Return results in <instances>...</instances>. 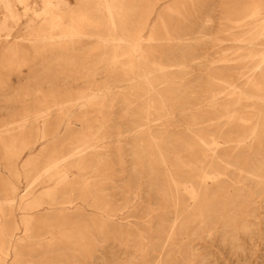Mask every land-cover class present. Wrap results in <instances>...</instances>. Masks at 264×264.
<instances>
[{
  "label": "rangeland",
  "instance_id": "1",
  "mask_svg": "<svg viewBox=\"0 0 264 264\" xmlns=\"http://www.w3.org/2000/svg\"><path fill=\"white\" fill-rule=\"evenodd\" d=\"M253 1L259 3L264 11V0H131L134 11L142 12L146 5L150 7L151 2L157 3L150 20V33L153 32L157 40L151 42L147 49L167 67L172 65L167 69V76L173 80L171 87L165 86L162 83L166 75L157 73L153 81L158 83V90L185 93L179 96L181 100L186 97L185 103L170 106L191 109L182 120L184 126L193 131H197L199 126L207 135L218 137L219 155L228 164L211 170L205 162L194 171L198 177L207 172L210 177L217 176L220 181H225L222 184L224 189H218L217 184L207 178L208 198L218 201L219 205H232L226 211L216 206V218L205 224L194 222V217L189 223L184 222L187 215H194L198 209L194 200L182 197L184 191L178 194L181 199L179 204L170 195L162 204L149 192L151 182L149 187L148 178L138 174L139 167L132 152L135 151L134 146L144 145L145 140L135 134L145 132L147 122L144 117H139L138 124L131 128L129 122L135 118L133 112L137 114L139 109L152 107L149 120L155 137L166 129L163 124H173L175 120L163 113L156 114L153 108H159V103L145 102V86L139 89L140 102H125L134 100V90L125 86L122 69L111 71L108 68L111 47L105 48L96 39L98 34H106L105 27H85L87 32L96 34L89 39L59 41L54 46L36 45L31 48L35 52L34 57L25 52L8 56L19 63L4 62L0 66V130L3 124L11 122L13 113L18 110L26 112L33 107H51V116L44 128L49 140H52L54 132L58 133L55 138L58 144H70L83 137L103 139L102 147L91 152L94 157L86 163L91 166V171H95L88 175L90 184L102 190L99 194L101 198L84 204L83 213L88 219H71V222L63 223L61 217H53L50 213L35 214L29 226L31 236L24 241L29 249H20L21 262H15L11 256L12 264H264V192L258 191L259 185L251 182L248 175L240 176L238 171L264 172V144L257 138H251V130L257 120L253 115L261 106L244 102L235 109L231 107L237 98V95H231L233 89L255 91L245 87L251 66L248 54L264 49V40L254 45L245 41L251 27L257 25L246 14ZM66 2L72 11L77 8V0ZM29 4L32 10L22 16L15 34L25 33V27L45 26L36 14L43 10L42 1L29 0ZM14 6L19 12L24 11L19 3L14 2ZM92 7L93 4L89 8ZM169 8L178 9L181 14L171 13ZM3 12L4 8L0 6V17ZM92 18L101 19L102 14H94ZM160 18L166 22L172 41L167 40L169 37L161 27ZM147 38L148 33L144 35V40ZM261 44L263 46H259ZM27 46L22 43L21 50L24 51ZM4 47L0 45V51ZM42 49H46L44 54H41ZM180 57L186 61L185 69L176 66ZM119 59L126 60L124 57ZM109 85L113 86L110 87L113 94L102 96L99 103L81 106L78 101L69 104L72 116L68 123L64 122L65 112L58 108L62 101L76 100L80 94L98 88L105 91L108 88L104 87ZM51 99L55 104L50 102ZM211 102L216 111L212 109ZM105 108L107 111L113 108L106 120ZM240 117L245 120H239ZM258 121L264 123V119ZM43 123V119L39 118L36 125L29 129L17 128L12 133L0 134V200L10 196V183L14 184L20 196L33 194L40 197L44 194L45 176L39 180L38 177L43 172L50 149L37 161V167L31 163L27 171L21 169L23 174L19 181L7 166L8 155L19 152L22 136H29L31 132L34 134ZM193 123L197 125L192 126ZM167 129L188 142H194L185 128L170 126ZM116 131L118 133L111 134ZM13 135H16L17 141L11 143ZM239 137L243 143L236 142ZM120 147L121 156L118 155ZM210 154V151L199 153L200 157ZM25 155L26 152L22 156ZM154 155L157 153L150 152V158ZM164 155L173 156V152H164ZM181 156L184 162H190L187 151L182 150ZM244 156L250 158L252 167L245 169L237 165ZM27 158L26 155L24 160ZM156 184L162 190L171 186L168 178L161 177ZM239 194L245 198H238ZM245 199L248 204L244 203ZM76 203L81 206L80 200ZM107 204L116 210L113 216L97 210V207L104 208ZM1 206L5 212L2 223L10 229L21 225V215L13 207L15 205L3 203ZM44 206L49 207L47 204ZM11 210L13 213L10 215ZM231 215L236 217L235 225L228 223L227 217ZM105 224L112 228L107 229ZM114 227L118 228V234L113 232ZM158 227L164 229L159 238L155 234ZM82 236L95 238L94 248L91 249L94 250V259H90L87 242Z\"/></svg>",
  "mask_w": 264,
  "mask_h": 264
},
{
  "label": "bare ground",
  "instance_id": "2",
  "mask_svg": "<svg viewBox=\"0 0 264 264\" xmlns=\"http://www.w3.org/2000/svg\"><path fill=\"white\" fill-rule=\"evenodd\" d=\"M41 1L43 10L36 14L41 24L45 26L25 27V33L15 34L14 30L17 28L22 16L29 10H32L29 0H0V6L4 8L3 15L0 17V45L3 44L5 46L0 51V66L4 62L13 65L18 64V61H14V59L8 56H17L21 52L28 53L29 56L34 57L35 52L31 48L39 44L54 46V44L56 45L59 41L89 39L91 36H96V34H91L86 31L85 27L87 26L105 27L106 34H98L96 39L102 42L105 48L111 47V51L108 52V55H110V58L107 60L108 68L111 71H116L119 68L122 69L125 72V86L134 90V92H132L134 100H125V102H140L141 100L138 98L140 95L139 89L145 86L146 92L144 95L147 97L145 102L148 104L159 103V108H153L156 114L160 115L163 113L168 115L170 119L175 120L173 124H163V128L166 129L159 132L158 137H155L151 133L149 120L152 107H148L146 110L139 109L137 114L133 112L132 116H135V118L129 122L131 128L133 125L136 126L138 124L137 122L142 117H144L147 122L145 126L146 131L135 134V136H142L145 140L144 145L134 146L135 151L132 152V155L135 157L134 161H136V165L139 167V171H137L138 174L144 178H148L149 187L151 182L149 192L159 199L162 204L166 203V196L169 195L173 197L176 204H179L181 199L178 194H180L181 191L185 192V194L182 195L183 198L188 197L195 201V204L198 205V209L195 211L194 215L190 214L186 216L185 223L186 221L189 223L191 217L195 218L194 222H200L201 224L215 219L217 216L214 214L215 207L218 206L219 203L218 201L208 198L209 191L206 188V179L211 178L212 181L217 184L218 189H224L222 184H224L225 181H220L217 176L210 177L207 172L198 177L195 175L194 171L198 168V165L204 164L205 162H207L211 170L216 169L218 166L224 167V165L228 164L224 162L219 155L218 137L213 134L207 135L204 129L199 126L196 129L197 131H193L184 126L182 120L186 116L187 111L189 112L191 109L181 106H170L171 104L179 105L185 103L186 97L184 100H181L179 97L185 93L161 92L158 90V83L153 81V77L157 73L166 75L163 77L164 81L162 83L165 86L171 87L173 81L167 76V72L169 71L167 69L172 65L167 67L165 63L155 59L147 49L151 42L157 40L154 33H150V20H152L155 12V5L157 3L151 2L150 7L147 5L144 7L143 5L145 9L142 12L134 11L131 0H77V8L72 11L66 0L57 2L55 0ZM14 2L19 3L23 7L24 11L22 13L16 10ZM91 4L94 6L92 9L89 8ZM252 4V7L246 14L248 17L254 19L257 25L251 27L245 41H249V44L254 45L264 40V11L259 3L253 1ZM168 10L177 15L181 14L178 9L169 8ZM99 13L102 14L101 19L92 18L94 14ZM160 24L167 37H169L167 40L172 41L173 38H170L168 26L162 18H160ZM147 33L148 38L144 40V35ZM10 41H12L11 44ZM22 43L28 44L27 48L23 49L24 51L21 50ZM259 46H263V44ZM38 52H40V50H38ZM45 52L46 49H42L41 54ZM120 57H124L126 60L123 62L119 59ZM248 58L251 66L249 68L250 75L247 77L248 80L245 87L249 86L255 91H247L245 89L237 91L233 89L231 95H237V98L232 103L231 107L235 109L244 102L260 104V110L253 115L257 120L251 130V138H257L261 144H264V123L258 121L264 119V49L261 51H250ZM176 63V66L180 67V69H185L187 67L185 64L186 61L182 57H180V60H177ZM106 87L108 89L105 91H102V88H98L95 91L80 94L79 98L76 100L62 101L58 105V108L65 112L64 122L68 123L72 116L69 110V104L73 105L78 101L81 106L99 103V99L102 96L109 97L113 94L110 88L113 86L109 85L104 88ZM172 96L175 97L173 98ZM34 102L35 100L32 99V103ZM50 102L55 104L54 99H51ZM211 105H213L212 109L216 111L213 102H211ZM104 110V120H106L107 114L111 115L113 108L109 109V111H107L106 108ZM20 111L21 110H18V112L13 113L14 116L11 117L10 123L6 122L2 125L0 134L12 133L17 128L29 129L31 126L36 125L39 118L43 119L44 123L42 127L36 128L34 134L31 132L29 136H22L19 152L8 155L7 166L10 168L13 176L19 181L20 176L23 174L21 169L27 171V166L31 165V163L37 167V161L43 158L46 151L50 149L44 161L45 167L43 172L38 177L39 180L41 177L45 176L43 182V189L45 191L40 197H35L33 194H24L20 196L14 184H9L10 196L4 200H0V264H12V262H10L11 256H13L15 262L22 261L21 252L19 251L22 248L25 250L29 249L25 247L24 241L31 236V228L29 226L32 219L35 218L33 217L35 214L50 213V215L53 214V217H61L63 223H69L72 220L76 221V219H84V204L89 203L91 200L97 201L101 198L99 194L102 191L97 188V186L94 185V187H92L90 184L88 175L95 171H91L89 169L91 166L88 167L86 163L88 159L94 157L90 153L102 147L103 139L92 137L87 139L83 137V139L71 142L70 144H58L55 140L58 133L54 132V134H52V140H49L44 129L46 125L45 122L51 116V107L44 109L33 107V109L25 110L26 112ZM239 120L244 121L245 119L240 117ZM194 125H197V123L192 124V126ZM102 126L103 128L105 127V125ZM170 126L185 128L193 136L194 142H188L180 137L179 134H173L167 129V127ZM114 133H118V131L112 132L111 134ZM10 140L11 143L16 142V135L11 136ZM117 142H120V140ZM236 142L239 144L243 143V139L239 137ZM58 146H60V149ZM121 149L122 147L119 148V156L122 154ZM182 150L187 151L190 162H184L183 156H181ZM170 151L173 152V156L164 155V152ZM200 151H210L211 154L210 156L205 155L200 157ZM24 152H26L28 156L27 160H24L26 155L22 156ZM150 152H156L157 155L151 156L152 158H150ZM96 159L98 158L96 157ZM237 165L245 169L252 167L251 160L247 156L242 157L241 161L237 162ZM236 169L237 168H234V170ZM238 171L241 173L240 176L248 175V177L251 178V182H255L259 185L258 191L264 192V172L253 173L242 169ZM25 174L27 173L25 172ZM158 177L168 178L171 186L167 190H162L161 187L156 184ZM184 177L186 178L184 179ZM241 196L242 194H239L237 197L240 198ZM241 198H245L244 195ZM78 200L81 202L80 207H78L76 203ZM3 203H8L11 206L15 205L13 207H15L16 211L18 213L20 212L19 214L21 215V225L18 224L10 229L9 226L1 222V219L5 217V212L1 206ZM244 203L248 204L249 201L245 199ZM45 204L49 207H45ZM231 207L232 205L229 203H221L218 208H222L226 211ZM74 209L75 213H72ZM109 209L110 211H108ZM97 210H99L101 214L107 216H113V214L116 213V210H112L109 204L105 205L104 208L97 207ZM180 210L182 211V209ZM32 212L35 213L33 214ZM109 212H111V214H108ZM177 212L176 210L175 214H177ZM12 213L11 210L10 215ZM219 215L222 216V213ZM227 218H229L228 223L230 225H235L237 223L234 215ZM105 227L107 229L112 228V226L106 224ZM183 227L184 225L182 228ZM163 230V227H158L155 233L157 238L163 234ZM113 232L118 234V228L114 227ZM82 238L87 242L86 248H88L90 252V259H94V250L92 251L91 249L94 248L93 243L95 238L91 236H82ZM171 240H173V238ZM18 257L19 260L17 259ZM28 264L33 263L29 262Z\"/></svg>",
  "mask_w": 264,
  "mask_h": 264
}]
</instances>
